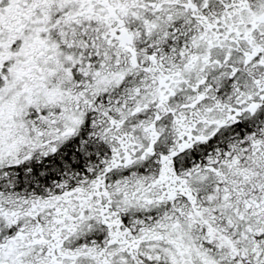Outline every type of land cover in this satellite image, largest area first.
Listing matches in <instances>:
<instances>
[{
    "label": "snow or ice",
    "instance_id": "snow-or-ice-1",
    "mask_svg": "<svg viewBox=\"0 0 264 264\" xmlns=\"http://www.w3.org/2000/svg\"><path fill=\"white\" fill-rule=\"evenodd\" d=\"M0 264H264V0H0Z\"/></svg>",
    "mask_w": 264,
    "mask_h": 264
}]
</instances>
